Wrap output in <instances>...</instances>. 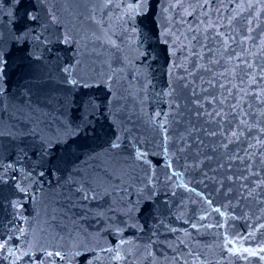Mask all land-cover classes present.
<instances>
[{
  "label": "water",
  "instance_id": "95a60500",
  "mask_svg": "<svg viewBox=\"0 0 264 264\" xmlns=\"http://www.w3.org/2000/svg\"><path fill=\"white\" fill-rule=\"evenodd\" d=\"M0 244L264 264V0H0Z\"/></svg>",
  "mask_w": 264,
  "mask_h": 264
},
{
  "label": "snow or ice",
  "instance_id": "6c2138e0",
  "mask_svg": "<svg viewBox=\"0 0 264 264\" xmlns=\"http://www.w3.org/2000/svg\"><path fill=\"white\" fill-rule=\"evenodd\" d=\"M16 3L19 4L20 3V0H16ZM29 18L32 19V20H35L36 17L34 15H32L31 13H29ZM54 19V17H53ZM75 83V82H74ZM119 145L118 144H113L112 147H118ZM142 158V154H139L137 155V159H141ZM89 198L88 194L85 193L84 196H83V199L87 200ZM94 198V197H93ZM4 245L3 244H0V248H3ZM251 254H255V253H251ZM53 253L49 252L48 253V256H52ZM56 255H59V253H56ZM41 264H43V262L41 261Z\"/></svg>",
  "mask_w": 264,
  "mask_h": 264
}]
</instances>
